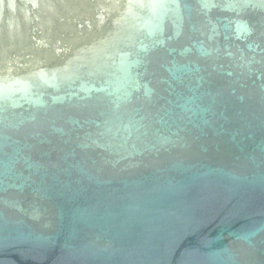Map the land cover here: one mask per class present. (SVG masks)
I'll return each instance as SVG.
<instances>
[{
	"label": "water",
	"instance_id": "95a60500",
	"mask_svg": "<svg viewBox=\"0 0 264 264\" xmlns=\"http://www.w3.org/2000/svg\"><path fill=\"white\" fill-rule=\"evenodd\" d=\"M0 264H264V0H0Z\"/></svg>",
	"mask_w": 264,
	"mask_h": 264
}]
</instances>
